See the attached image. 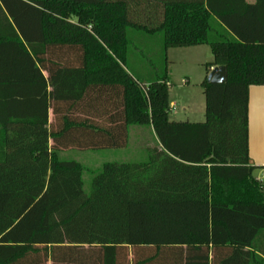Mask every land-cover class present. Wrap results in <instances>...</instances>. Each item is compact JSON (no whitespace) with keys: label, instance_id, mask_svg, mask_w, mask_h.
I'll return each instance as SVG.
<instances>
[{"label":"trees","instance_id":"obj_1","mask_svg":"<svg viewBox=\"0 0 264 264\" xmlns=\"http://www.w3.org/2000/svg\"><path fill=\"white\" fill-rule=\"evenodd\" d=\"M136 36L159 37L163 71ZM199 45L227 80L202 83L204 121L172 120L167 52ZM253 85L264 0H0V264H264ZM132 127L147 157L105 162L87 193L61 152L126 148Z\"/></svg>","mask_w":264,"mask_h":264},{"label":"rangeland","instance_id":"obj_2","mask_svg":"<svg viewBox=\"0 0 264 264\" xmlns=\"http://www.w3.org/2000/svg\"><path fill=\"white\" fill-rule=\"evenodd\" d=\"M132 48L144 52L145 58H156V64L163 71L164 56L162 54L163 45L158 36L153 39L139 38L132 39ZM138 48V49H137ZM154 49V50H151ZM170 48L167 52L168 77L170 82V100L177 103V111L171 112L170 118L175 121L191 120V122H202L206 119L205 96L199 86H195L200 80L201 74L205 71L207 60H212L211 48L204 45L203 48ZM151 50V51H149ZM199 51V52H198ZM156 52V54H155ZM158 53V55H157ZM161 53V54H160ZM157 55V56H156ZM142 57V54H140ZM147 59V58H146ZM144 61H141V63ZM202 62V63H201ZM162 66V68L160 67ZM140 68V66H139ZM147 69L141 68L139 74L141 80L151 79L150 74H146ZM185 75L190 76V86H180V78ZM179 76V77H178ZM182 76V77H181ZM188 77V76H187ZM187 108L188 112H184ZM53 115L51 114V120ZM154 143V138L150 129L132 127L130 142L126 148L102 149V150H80L70 149L61 152V158L66 160L79 161L84 167V190L91 192L94 171L108 161H140L147 157V148ZM255 175H262L259 170Z\"/></svg>","mask_w":264,"mask_h":264},{"label":"crops","instance_id":"obj_3","mask_svg":"<svg viewBox=\"0 0 264 264\" xmlns=\"http://www.w3.org/2000/svg\"><path fill=\"white\" fill-rule=\"evenodd\" d=\"M247 1L254 2L255 0H247ZM203 46L204 45H199V46H192L186 48H197V50H201L198 48H203ZM211 62H213V55H212V60L210 61L207 60V62L205 63L208 64ZM214 67L215 66H211L210 68H208L206 66L205 71L201 74L200 80H198V82H196L195 84V86L197 85L203 90V93H204V88L202 86V83L204 82L205 79H207L209 72ZM189 79H190L189 75H185L183 78H180V80L178 79V81H180L181 83L180 86L182 85L190 86ZM169 87H170V82H169ZM170 106L172 109L171 112L177 111L176 109L177 103L175 101H171ZM184 112L185 113L188 112L187 108H184ZM51 114L52 112L49 111V121H52ZM185 121L191 122V120L189 119ZM131 133H132V128L130 135ZM249 154L255 165L259 167H264V85H253L249 88ZM260 172L262 174V171ZM260 176L261 175H258V177ZM260 255L262 254L260 253Z\"/></svg>","mask_w":264,"mask_h":264},{"label":"water","instance_id":"obj_4","mask_svg":"<svg viewBox=\"0 0 264 264\" xmlns=\"http://www.w3.org/2000/svg\"><path fill=\"white\" fill-rule=\"evenodd\" d=\"M207 80L211 83H225L227 80V67L215 66L208 74Z\"/></svg>","mask_w":264,"mask_h":264},{"label":"built area","instance_id":"obj_5","mask_svg":"<svg viewBox=\"0 0 264 264\" xmlns=\"http://www.w3.org/2000/svg\"><path fill=\"white\" fill-rule=\"evenodd\" d=\"M259 178L264 180V173Z\"/></svg>","mask_w":264,"mask_h":264}]
</instances>
